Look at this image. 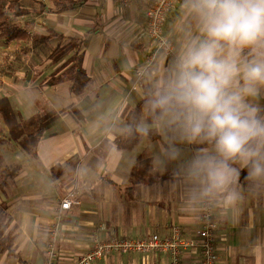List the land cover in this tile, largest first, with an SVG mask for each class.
<instances>
[{"label": "crops", "instance_id": "obj_1", "mask_svg": "<svg viewBox=\"0 0 264 264\" xmlns=\"http://www.w3.org/2000/svg\"><path fill=\"white\" fill-rule=\"evenodd\" d=\"M182 5L183 0H176L165 28L176 46L187 24ZM146 8L144 0L127 5L116 0H77L66 11L28 15L34 20L29 33L47 34L52 29L66 36L36 45L31 40L7 45L0 31V49L20 58L13 61L10 73L0 72L4 89L0 96L13 97L27 118L53 113L36 155L16 144L1 145L4 162L20 163L22 169L0 189V207L9 215L7 248L0 250V264H48L45 247L61 201L69 195L73 203L62 211L56 240L59 255L52 264H76L95 237L144 238L153 233L169 237L174 227L186 238L197 237L202 202L189 205L179 161L156 165L164 159L163 150L170 142L166 137L172 134L155 126L146 107L153 84L173 55L160 56L142 79L135 74L154 47L144 32ZM68 37L84 40L82 64L92 84L80 94L70 91L71 81L64 77L67 57L60 62L49 58L51 49L68 43ZM23 46L27 51H22ZM136 107L140 111L133 131L128 117ZM142 127L147 131L142 132ZM175 146L184 158L205 147L179 142ZM241 184L244 199L237 211L213 201L217 264H264V189L250 194L243 176ZM181 258L183 264H203L200 247L185 250ZM170 261L167 251H113L92 264Z\"/></svg>", "mask_w": 264, "mask_h": 264}, {"label": "clouds", "instance_id": "obj_2", "mask_svg": "<svg viewBox=\"0 0 264 264\" xmlns=\"http://www.w3.org/2000/svg\"><path fill=\"white\" fill-rule=\"evenodd\" d=\"M187 24L146 101L170 132L164 167L177 162L190 206L238 210L245 185L264 189V0H183ZM146 132V128L140 129ZM175 142L197 147L184 158Z\"/></svg>", "mask_w": 264, "mask_h": 264}, {"label": "trees", "instance_id": "obj_3", "mask_svg": "<svg viewBox=\"0 0 264 264\" xmlns=\"http://www.w3.org/2000/svg\"><path fill=\"white\" fill-rule=\"evenodd\" d=\"M0 0V31L4 36L5 44L9 45L12 41L31 40L33 45L44 43L53 38L64 40L66 36L52 29L47 34H32L29 29L34 24L32 16L42 14L46 10L62 12L75 6L77 0ZM176 2V0H175ZM175 5V4H174ZM174 7V6H173ZM172 10V9H171ZM31 15V19L28 17ZM168 18V17H167ZM167 19L165 22L166 28ZM166 32V30H165ZM69 42L61 45L60 43L51 49L49 58L55 62H60L67 57L62 67H68L64 77L71 81L70 91L74 94L82 93L88 85L92 84V79L85 71L83 61V51L81 45L83 39L76 40L68 37ZM3 41V40H2ZM23 46L22 51H27ZM2 58L1 73H10L14 67L13 61H19V57L11 56V52L5 50ZM26 54V53H25ZM140 108L136 107L128 117L131 123L130 130L133 128L135 120L139 119ZM52 112H39L31 117H25L17 101L10 95L0 96V115L7 127L4 135H0L1 145L5 143L18 145L29 155L37 154V147L49 123L53 119ZM3 131L0 127V133ZM4 157L0 154V189L9 185L22 169L20 163H3ZM9 223V215L0 207V250L6 247L5 231Z\"/></svg>", "mask_w": 264, "mask_h": 264}, {"label": "built area", "instance_id": "obj_4", "mask_svg": "<svg viewBox=\"0 0 264 264\" xmlns=\"http://www.w3.org/2000/svg\"><path fill=\"white\" fill-rule=\"evenodd\" d=\"M122 4H129L135 0H116ZM147 2L145 15L147 18L145 34L153 40V49L147 54L142 65L135 71L136 76L142 79L151 71L156 60L160 56H172L176 48L175 41L165 32V22L168 14L175 4V0H144ZM73 199L71 195L61 201L60 210L56 215V222L45 247L48 264L59 253L56 249V240L60 230V219L62 211L71 208ZM215 206L213 201H204L200 208V220L202 223L195 238H186L182 235L179 227H174L169 237H162L153 233L144 238H118L102 239L95 237L91 248L81 254L76 264H92L112 253L118 252H156L167 251L170 253V264H183L182 254L185 250L200 247L203 264H217L219 253L217 249L216 230L218 225L214 219Z\"/></svg>", "mask_w": 264, "mask_h": 264}, {"label": "rangeland", "instance_id": "obj_5", "mask_svg": "<svg viewBox=\"0 0 264 264\" xmlns=\"http://www.w3.org/2000/svg\"><path fill=\"white\" fill-rule=\"evenodd\" d=\"M48 3H49V0H46ZM26 2H28V4L31 2V0H30V2H29V0H27ZM0 37H2V35H0ZM3 38V37H2ZM1 38V39H2ZM3 40V42L5 41L4 40V38L2 39ZM3 51H5V50H3V49H0V72H1V65H2V58H3V56H4V54H3ZM1 75V74H0ZM1 81V80H0ZM0 90L3 92L4 91V89H3V85H0ZM0 127H2V129L3 130H5L6 129V126L4 125V121H3V119H2V117H1V115H0ZM1 135H4V131H2L1 133H0ZM5 148V147H4ZM7 148V147H6Z\"/></svg>", "mask_w": 264, "mask_h": 264}]
</instances>
